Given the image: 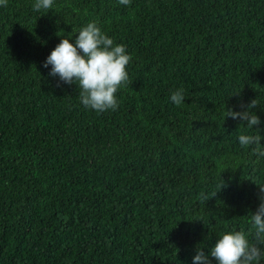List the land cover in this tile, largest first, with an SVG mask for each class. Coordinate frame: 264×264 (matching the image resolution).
<instances>
[{
	"label": "trees",
	"instance_id": "trees-1",
	"mask_svg": "<svg viewBox=\"0 0 264 264\" xmlns=\"http://www.w3.org/2000/svg\"><path fill=\"white\" fill-rule=\"evenodd\" d=\"M34 3L0 6V264H193L254 232L264 156L238 137L264 147V0ZM93 21L132 57L104 113L43 67Z\"/></svg>",
	"mask_w": 264,
	"mask_h": 264
},
{
	"label": "clouds",
	"instance_id": "clouds-1",
	"mask_svg": "<svg viewBox=\"0 0 264 264\" xmlns=\"http://www.w3.org/2000/svg\"><path fill=\"white\" fill-rule=\"evenodd\" d=\"M121 5H129L131 0H119ZM0 6H7V0H0ZM53 0H35L33 9L39 12L42 9H51ZM70 38H62L60 43L51 51L43 63L44 68L51 65L49 76L58 77L60 82L71 85L75 83L79 89L80 102L97 113L108 110L115 111L118 107L116 93L121 86L127 85L129 75L127 65L132 57L127 53L124 44H114V40L106 35L97 22L93 21L83 27L75 38V44ZM171 101L179 106L184 100L183 88L173 92ZM257 105L252 100L248 109ZM241 108L245 105L241 104ZM247 121V128L253 129L260 124V118L250 111H232L228 109L226 118ZM260 134H240L238 137L241 146L255 145L254 154L264 156V147L261 146ZM225 186L224 181L218 185L219 190ZM261 203L256 212L251 215L254 232L251 234L243 230L221 233L219 239L208 254L202 247H198L193 257V264H212L209 255L217 264H260L264 260V186H259ZM217 193V192H216ZM213 194V196L216 195ZM200 197L207 200L203 192Z\"/></svg>",
	"mask_w": 264,
	"mask_h": 264
}]
</instances>
